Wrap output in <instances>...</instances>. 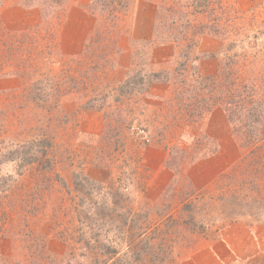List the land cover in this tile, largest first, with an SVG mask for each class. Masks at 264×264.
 Here are the masks:
<instances>
[{
  "label": "rangeland",
  "instance_id": "rangeland-1",
  "mask_svg": "<svg viewBox=\"0 0 264 264\" xmlns=\"http://www.w3.org/2000/svg\"><path fill=\"white\" fill-rule=\"evenodd\" d=\"M119 1L0 0V264H264L215 251L264 223V0ZM244 84L256 144L203 110Z\"/></svg>",
  "mask_w": 264,
  "mask_h": 264
},
{
  "label": "crops",
  "instance_id": "crops-1",
  "mask_svg": "<svg viewBox=\"0 0 264 264\" xmlns=\"http://www.w3.org/2000/svg\"><path fill=\"white\" fill-rule=\"evenodd\" d=\"M68 4L58 33H91L93 27L92 19L90 13L86 10L88 0H71ZM201 162L203 166L208 164L215 165L214 160L211 158L204 159ZM213 170L207 173V175L211 174L213 176ZM218 240H220L218 241L219 245L215 246V251L219 256L223 254V259L230 256L228 259H231V263L234 260L239 262H254L264 259V223L256 229L255 226L252 227V225H248L245 221L235 222L224 230ZM198 254L200 258L203 255L202 250ZM199 258H195L191 264H197ZM204 258V264H208L209 259L207 256L202 259ZM200 262L202 263V261Z\"/></svg>",
  "mask_w": 264,
  "mask_h": 264
},
{
  "label": "trees",
  "instance_id": "trees-1",
  "mask_svg": "<svg viewBox=\"0 0 264 264\" xmlns=\"http://www.w3.org/2000/svg\"><path fill=\"white\" fill-rule=\"evenodd\" d=\"M121 7H125V3L123 1H119V3H121ZM154 77H157L158 80H160V78H162V74L161 73H152ZM228 76V74H226ZM146 78L141 72H138L136 74H134L132 77H130V79H128V81L126 82V84L124 85V87L127 88V90L131 89L134 90L136 89V87L139 88V86H143L146 85L148 86L150 83L151 84V80H148L146 82ZM205 79H210L211 83L213 84H219L220 82H223V79L220 78L219 75H212L211 77H205ZM154 80V79H153ZM152 80V81H153ZM213 81V82H212ZM238 79L236 78L234 80V85L237 86L239 85L238 83ZM242 82V81H241ZM246 83V82H244ZM249 84V83H248ZM224 87H228L229 83L227 84L226 81L223 84ZM252 85L248 86L247 84H244L242 86V88H244L245 90H238V88L236 87V89H230L227 90L225 92V89H221L222 90V94L220 95L219 98L212 100L213 102H209L210 99H213V96L209 99V101L204 100V103H207L206 105H204V113L207 112L209 113L210 110L215 106V105H222L225 109V111L227 112V115L232 123L233 126V130L236 134H240L243 136V138L246 141H249L251 144L253 143H257L256 140L257 138H254V133L255 131H257V126L259 123H261V118L263 117V111L260 109L255 111V102L254 101H258L257 99H253L251 102L250 100L248 101V99H246V96H243L244 92L247 91L246 94L249 95V90L250 87ZM123 87V88H124ZM141 88V87H140ZM203 100V99H201ZM254 102V103H253ZM251 104V105H250ZM257 105V104H256ZM258 105L262 106L259 102ZM257 105V106H258ZM253 108V113H252V109ZM255 111V112H254ZM34 159L37 158V155L32 154Z\"/></svg>",
  "mask_w": 264,
  "mask_h": 264
}]
</instances>
